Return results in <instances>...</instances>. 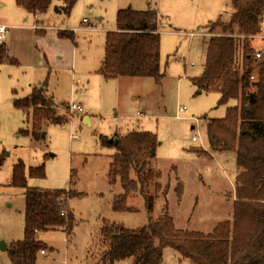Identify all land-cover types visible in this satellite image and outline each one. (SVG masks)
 I'll return each mask as SVG.
<instances>
[{
	"label": "rangeland",
	"instance_id": "rangeland-1",
	"mask_svg": "<svg viewBox=\"0 0 264 264\" xmlns=\"http://www.w3.org/2000/svg\"><path fill=\"white\" fill-rule=\"evenodd\" d=\"M0 1L5 3L0 19L10 26L4 40L8 56L18 61L16 65L0 64V152L5 151L0 167V243L8 247L23 237L24 189L11 183L18 159L26 167L44 163L45 178H28L29 186L71 188L81 193L69 201L75 217L70 236L39 234V239L53 248L40 255L42 264H95L102 219L130 229L146 226L148 215L140 194L128 202L136 211L112 210L114 195L123 192L119 182L111 187L107 181L108 166L117 150L99 142L100 135L115 140L116 134L138 131L157 135L158 146L149 165L161 171L163 185L169 184L166 196L158 194L156 198L154 219L163 214L167 204L178 229L210 233L218 222L231 220L235 178L240 171L235 153H214L208 159L196 156L192 149H209L206 120L201 116L222 118L227 107L237 101L217 105V92L195 95L191 84V79L203 72L208 39L204 26L220 15L228 20L233 12L231 0H77L68 17L53 12L55 1L38 19L18 7L15 0ZM145 2L162 15L158 29L161 70L165 72L162 84L139 77L105 79L101 73L105 35L116 30L118 8L145 6L141 5ZM82 19L89 24L84 25ZM40 28L45 30L43 35L36 34ZM65 30L73 32L72 39L60 38L59 31ZM255 39L261 41H255L257 50L262 48L264 53V21ZM42 83L48 88L47 96L59 105L56 113L65 117L67 124L47 123L39 140H34L19 132L21 128L30 131L31 123L13 102L26 98L32 86ZM70 101L84 111L71 116ZM177 107L187 109L179 113L180 118H175ZM84 114L91 124L82 121ZM194 136L197 141H192ZM178 181L183 185L181 201L175 190ZM1 248L0 244V264H10ZM162 253L161 264H192L187 259L180 261L169 246ZM116 264H131V259Z\"/></svg>",
	"mask_w": 264,
	"mask_h": 264
},
{
	"label": "trees",
	"instance_id": "trees-1",
	"mask_svg": "<svg viewBox=\"0 0 264 264\" xmlns=\"http://www.w3.org/2000/svg\"><path fill=\"white\" fill-rule=\"evenodd\" d=\"M76 1L15 0V3L34 15L47 12L54 3L53 12L68 17ZM231 5L233 12L228 20L220 15L204 26L208 39L203 72L200 77L191 79L195 95L217 92V105L237 101L236 105L227 107L222 118L201 116L206 120L209 149H192L196 156L208 159L214 153H235L240 171L235 178L231 220L218 222L210 233L178 229L167 212V204L163 214L154 219L152 213L158 194L165 197L169 191V184L160 182L161 171L149 165L158 146L157 135L148 131L116 134V145L100 135L101 144L114 145L117 150L108 166L107 181L111 187L119 182L123 192L114 195L112 210L136 211L137 208L129 206L128 202L140 194L148 224L130 229L102 219L95 264H116L126 259H131V264H161L162 249L166 246L179 254L183 259L180 261L187 259L192 264H264V53L255 57L257 51L262 50L261 47L257 50L255 41H261L255 36L260 34L264 21V0H231ZM161 17L157 8L150 4L118 9L116 30L105 35L101 64L105 79L139 77L162 84L165 72L161 70L158 32ZM36 31L37 35L45 33L44 28ZM59 36L72 39L73 32L59 31ZM3 63L18 64L8 56L5 42L0 43V64ZM47 93L46 84H38L31 87L26 98L13 102L14 108L31 123L30 131L21 128L19 132L31 135L34 140H39L47 123L67 124V119L56 113L59 105ZM4 162L3 150L0 167ZM28 178H45L44 163L26 167L18 159L13 167L11 183L24 189L25 204L23 237L11 241L7 247L10 264H42L41 252L45 254L53 248L39 239V234L58 232L70 236L75 226L69 201L81 193L71 188L31 187ZM175 190L181 201L183 185L180 181Z\"/></svg>",
	"mask_w": 264,
	"mask_h": 264
},
{
	"label": "built area",
	"instance_id": "built-area-1",
	"mask_svg": "<svg viewBox=\"0 0 264 264\" xmlns=\"http://www.w3.org/2000/svg\"><path fill=\"white\" fill-rule=\"evenodd\" d=\"M82 23L88 25L89 21H87L86 19H83ZM8 30H9V28L6 25L0 24V43L4 42V40L8 34ZM261 54L262 53L259 52L255 55V57L259 58L261 56ZM68 110H69V113L71 114V116L75 113L79 114V113H82L84 111L83 108L80 107V105L74 103L73 101H70L68 103ZM181 112H187V109L182 108V107H177V114L175 115V118H180L179 113H181ZM68 126H69L70 130L72 131L73 125L71 122L69 123ZM70 138L71 139H77L78 137L76 135H70ZM192 141H197V137L196 136L192 137ZM41 253L44 254L43 251Z\"/></svg>",
	"mask_w": 264,
	"mask_h": 264
},
{
	"label": "crops",
	"instance_id": "crops-1",
	"mask_svg": "<svg viewBox=\"0 0 264 264\" xmlns=\"http://www.w3.org/2000/svg\"><path fill=\"white\" fill-rule=\"evenodd\" d=\"M147 4H149V3H147ZM146 4V2L145 3H143V4H141V5H147ZM5 6V3H3V2H1L0 1V8H2V7H4ZM134 7H143V6H134ZM119 9V8H118ZM158 10V9H157ZM29 14H31V13H29ZM31 15H33V17L35 18V19H38V15L36 14V15H34V14H31ZM83 20V19H82ZM37 23V22H36ZM0 24H3V25H6L9 29H10V26H8L7 24H6V22L5 21H3V20H1L0 19ZM84 25H86V24H84ZM35 27V26H34ZM73 31H76V29H73ZM8 32H9V30H8ZM29 88H30V85H29ZM83 91H85V89H83ZM88 117L89 118V124H91V121H90V117L88 116V114H84V115H82L81 117H82V121H83V119L85 118V117ZM86 121V120H85ZM226 154V153H225ZM71 201V200H70ZM70 205V204H69ZM70 207V206H69ZM72 210V209H71Z\"/></svg>",
	"mask_w": 264,
	"mask_h": 264
},
{
	"label": "water",
	"instance_id": "water-1",
	"mask_svg": "<svg viewBox=\"0 0 264 264\" xmlns=\"http://www.w3.org/2000/svg\"><path fill=\"white\" fill-rule=\"evenodd\" d=\"M86 120V121H85ZM83 122H86L87 124H89V118L86 116L84 119H83ZM109 143H113L114 145H116L117 144V139H110L109 140ZM1 244V249H3V250H5V251H7V245L4 243V242H1L0 243Z\"/></svg>",
	"mask_w": 264,
	"mask_h": 264
}]
</instances>
